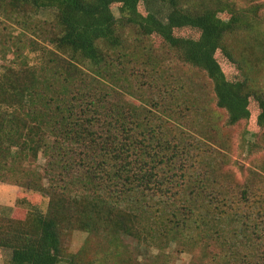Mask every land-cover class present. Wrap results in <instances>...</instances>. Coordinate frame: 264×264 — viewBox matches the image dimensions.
Segmentation results:
<instances>
[{
	"label": "trees",
	"instance_id": "trees-1",
	"mask_svg": "<svg viewBox=\"0 0 264 264\" xmlns=\"http://www.w3.org/2000/svg\"><path fill=\"white\" fill-rule=\"evenodd\" d=\"M250 1L9 0L18 12H56L60 31L50 43L76 69L125 67L146 56L153 62L154 56L169 55L208 77L227 125L249 122L255 103L261 132L247 143V153L259 156L241 168L245 177L239 181L222 171V162L214 164L217 129L210 135L196 126L184 128L158 103L154 109L133 98L115 103L107 94L86 97L95 96L88 89L78 96L73 80L57 77L56 84L44 78L40 85L33 72L17 74L6 90L19 110L9 119L18 135L0 148V175L13 174L49 195V202L45 212L32 205L25 215L19 207L11 216L0 213L4 264H95L82 263L62 244V229L74 216L83 230L104 225L147 244L159 245L168 234L184 251L196 252L197 264H264V80L252 76L253 63L230 44L240 34L254 35L264 51V0ZM219 52L236 65L237 77H228ZM178 107L167 116L183 112ZM40 150L50 158L48 187L32 185L22 165ZM71 184L85 193L73 195Z\"/></svg>",
	"mask_w": 264,
	"mask_h": 264
},
{
	"label": "rangeland",
	"instance_id": "rangeland-1",
	"mask_svg": "<svg viewBox=\"0 0 264 264\" xmlns=\"http://www.w3.org/2000/svg\"><path fill=\"white\" fill-rule=\"evenodd\" d=\"M191 1L196 4H209L214 3L215 0ZM238 2L244 6L251 3L250 0H238ZM145 8L147 9V5L143 7ZM114 12L118 15L117 8H114ZM59 31L56 12L53 9L44 8L36 14L29 11L18 12L12 8L9 0H0V80L2 82L0 87V148L4 143L9 144L11 139L18 135L16 126L9 119H12L13 114L19 113V110L16 109L15 104H11L14 102L8 100L9 93L6 89L16 82L17 74L33 72L40 78L42 82L40 85L45 83L44 78H49L56 84L58 83L57 77L64 80L69 79L75 81L76 87L73 90L78 96V92L90 91L95 96L87 94L86 97L95 98L102 93L107 94L110 101L115 103L130 101L133 98V101L135 100L140 105L153 109L155 107L153 105L158 103L156 108L168 109L165 116L184 128L194 129L196 126L200 130L204 129L205 132L209 130L210 135L213 129H217L221 138L219 136L217 138L219 142H213V150L218 157L214 164L218 165L222 162V171L230 170L239 181L244 180L245 173L241 168L246 169L253 165L252 159L255 156L247 153L249 150L247 143L254 137L252 133L261 132L256 123L258 108L255 103L252 106L254 114L249 122L227 125L226 113L216 106L210 80L199 70L177 59L174 60L169 55L162 60L154 56V65L146 56L136 61L132 60V63L125 67L120 64L117 66V63L110 68L98 70L90 65H80L78 70L50 43L51 37ZM254 38V35L240 34L231 39L230 44L236 55L245 57L253 63V68L250 69L252 76L264 80V51L257 48L253 42ZM158 44L155 43L154 46L157 48ZM131 45H134L136 51L140 50V45L137 43L134 42ZM150 52L156 55L153 51ZM218 59L228 77L231 79L237 77L238 68L222 52L218 53ZM178 106L183 109V112L176 113L173 117L167 116L179 110ZM24 134L27 141L28 133L24 132ZM243 142L244 149L241 147ZM13 148V151H17L16 147ZM27 152L29 153L28 150ZM222 154H225V161L221 160ZM258 156L256 155L255 158ZM49 159L40 150L37 157L32 154L30 159L23 162L22 165L27 170L26 177L31 178L32 185L36 183L38 187L42 183L43 186L48 187L50 184L47 176L50 166ZM16 160L20 162L18 158ZM69 180H76V178L71 177ZM71 185L70 193L74 190L73 195L79 197L78 194L85 193L84 187L80 184ZM87 192L89 190L86 188ZM17 199H21L20 206ZM48 202L49 195L29 189L26 184L17 182L13 174L8 173L4 177L0 175L1 214L11 215L19 207L20 213L25 215L32 205H37L45 212ZM77 221V216H74L72 221L62 229V244L66 251L79 254L82 263L197 264L200 261L196 252L184 251L183 246L176 243L168 234L167 237L160 238L159 245L147 244L142 241L144 239L142 237L141 240L135 235L126 236L123 233H114L104 225H101L98 231L89 232L77 227ZM139 229L144 231L142 228ZM144 235L143 233L142 236ZM6 257H8V252L4 251L0 254V264H4Z\"/></svg>",
	"mask_w": 264,
	"mask_h": 264
},
{
	"label": "crops",
	"instance_id": "crops-1",
	"mask_svg": "<svg viewBox=\"0 0 264 264\" xmlns=\"http://www.w3.org/2000/svg\"><path fill=\"white\" fill-rule=\"evenodd\" d=\"M12 215V214H11ZM11 215H8V216H11ZM7 216V215H6Z\"/></svg>",
	"mask_w": 264,
	"mask_h": 264
}]
</instances>
